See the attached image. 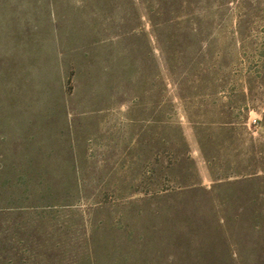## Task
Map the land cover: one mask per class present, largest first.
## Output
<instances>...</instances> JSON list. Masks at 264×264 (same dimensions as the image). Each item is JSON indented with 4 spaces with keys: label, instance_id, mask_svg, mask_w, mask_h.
Masks as SVG:
<instances>
[{
    "label": "rangeland",
    "instance_id": "rangeland-1",
    "mask_svg": "<svg viewBox=\"0 0 264 264\" xmlns=\"http://www.w3.org/2000/svg\"><path fill=\"white\" fill-rule=\"evenodd\" d=\"M166 1L183 19L212 12L216 37L175 29L171 72L152 0H0V193L20 173L57 183L46 228L59 262L264 264V85L233 36L248 15L264 40V0ZM232 91L244 117L222 113ZM160 119L179 125L188 159L154 193L141 173L169 139Z\"/></svg>",
    "mask_w": 264,
    "mask_h": 264
},
{
    "label": "trees",
    "instance_id": "trees-1",
    "mask_svg": "<svg viewBox=\"0 0 264 264\" xmlns=\"http://www.w3.org/2000/svg\"><path fill=\"white\" fill-rule=\"evenodd\" d=\"M152 10L148 12V19L154 28L160 27V30H167V41L162 40L159 34H156V41L158 50L162 56V60L166 69L172 71L171 63L175 60V52L169 44L173 43L175 38V29L190 28L191 34L199 40L205 35L212 40L215 37L214 31V16L212 12L198 14L193 18H182L175 16L176 10H172L166 0H152ZM256 6L253 8L257 10L259 15L263 14L264 8L261 7L260 2L256 1ZM252 6V4H249ZM150 13V14H149ZM152 13V16H150ZM245 15V19L241 16L235 23L233 36L237 39V48L239 50L238 60L244 65V73L248 81H255L258 84L264 85V40L260 43L256 41L252 31L254 29L253 21ZM193 20L198 22V29L191 28ZM202 24H205L202 27ZM258 51V55L256 52ZM212 56V55H210ZM213 57V56H212ZM211 58V60H213ZM214 72V64L204 71ZM224 91V90H223ZM234 91L230 92L232 96L225 104L222 110L223 115L230 117L233 111H237L239 116L244 117V111L248 110L246 95L240 92L243 97V103L238 104L232 98ZM261 123L264 126V108L262 112ZM159 128L161 133H167L169 139L162 144V150L154 158V164L148 169L142 171L141 175L150 183L149 191L154 193L164 191V187L170 181V171L179 164L180 161L188 159V146L180 131L178 124L172 120H159ZM245 126V123H241ZM239 126V124H238ZM237 125L232 121H224L217 126L220 132H232ZM207 128L204 125H199L194 128V133L200 150L203 153V146L201 144V136L207 133ZM170 149V153L167 151ZM166 155V156H164ZM164 157H167L164 158ZM75 187L78 182L76 172L74 173ZM139 188V186H136ZM59 187L57 183L38 184L36 175L31 172L20 173L13 181L8 182L2 186L0 193V264H74L73 260L67 263L59 262V259L54 258L55 252L50 248L49 236L46 228L48 214L53 213L58 205L54 204V199L57 195ZM69 197V196H67ZM65 198L64 204L59 206L65 209H76L79 205L68 202L69 198ZM62 222L61 225H64ZM69 227V226H68ZM87 250L89 246L88 234L85 231L83 238ZM78 245V244H76ZM54 247V246H53ZM87 251V254L89 252ZM90 257V255H88ZM88 257V258H89Z\"/></svg>",
    "mask_w": 264,
    "mask_h": 264
}]
</instances>
